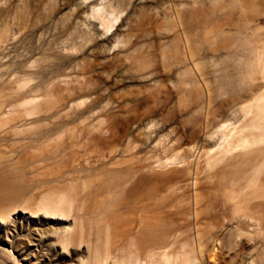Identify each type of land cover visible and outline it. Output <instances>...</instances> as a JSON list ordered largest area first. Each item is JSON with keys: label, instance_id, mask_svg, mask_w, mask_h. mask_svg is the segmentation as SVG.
Returning a JSON list of instances; mask_svg holds the SVG:
<instances>
[{"label": "rangeland", "instance_id": "374dc122", "mask_svg": "<svg viewBox=\"0 0 264 264\" xmlns=\"http://www.w3.org/2000/svg\"><path fill=\"white\" fill-rule=\"evenodd\" d=\"M263 99L261 0H0V264H264Z\"/></svg>", "mask_w": 264, "mask_h": 264}, {"label": "bare ground", "instance_id": "6f19581e", "mask_svg": "<svg viewBox=\"0 0 264 264\" xmlns=\"http://www.w3.org/2000/svg\"><path fill=\"white\" fill-rule=\"evenodd\" d=\"M261 1L264 4V0H261ZM263 101H264V99H263ZM261 112L262 113L260 114V117L264 121V106L262 107ZM255 154H264V151L263 150H256ZM2 193H0V202H1L5 192L2 191ZM158 193H159V190L156 187L155 188L150 187L147 190L146 195L151 196V197H155L158 195ZM259 205L264 206V204H261V203ZM40 207H42L43 210H45L47 213H49L51 215H62V216L67 215V210L64 208V205H62L59 202L57 203V205L52 203V205L46 204V205H41ZM262 210H263L262 207L254 206L253 208H251L247 211L245 216H246V218L250 219L251 221L256 220V221H259L261 224H263L264 218H262V216H258V212H260ZM3 218H5L4 215L0 214V219H3ZM131 224L132 223H131V221L128 220L127 216H120L119 227L131 225ZM139 228H140V230L137 233H133V231H131V229L128 228V229L123 231V235L124 236H130L133 241H136V243L138 244L140 249H146L156 242L159 244H163L166 242L165 236L167 234V230L166 229L161 230L159 228V222L157 220H150V219L143 218L139 221Z\"/></svg>", "mask_w": 264, "mask_h": 264}]
</instances>
